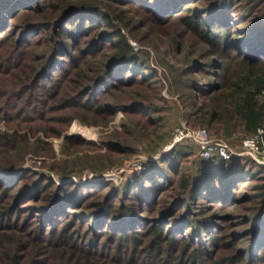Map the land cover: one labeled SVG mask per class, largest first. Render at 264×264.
Segmentation results:
<instances>
[{
	"label": "rangeland",
	"instance_id": "1",
	"mask_svg": "<svg viewBox=\"0 0 264 264\" xmlns=\"http://www.w3.org/2000/svg\"><path fill=\"white\" fill-rule=\"evenodd\" d=\"M261 1L233 0L224 9L219 5L225 0H180L162 17L145 8L151 2L144 7L145 2L115 0H24L11 9L0 26V232L5 236L0 264H216L233 256V264H264V240L255 247L251 231L260 212L252 196L263 181L236 182L227 196L214 200L184 195L183 204L179 177L192 173L200 157L188 139L171 145L175 129L185 125L239 152L250 126L264 129V51L251 54L261 43L243 30L260 14ZM79 2L119 12L114 24L139 53L143 70H108L114 49L99 23L72 38H58L77 57V68L64 55L59 58L65 64L53 77L41 72L56 33L79 17L65 18L61 10ZM187 15L208 32L213 29L212 40L187 31L180 20ZM100 77L104 85L86 88ZM51 83L55 95H48ZM72 98L76 106H67ZM178 147L190 154L180 163L162 164ZM232 158L253 174L250 157ZM153 164L163 169L156 179L160 186L132 199L130 182ZM61 189L77 199L42 220V209ZM7 206L11 214L3 218ZM102 208H110L108 219L96 221ZM128 213L134 222L117 220ZM182 216L194 226L179 227ZM159 224L165 235H175L173 247L151 245L150 228ZM53 233L66 236L70 245L53 242ZM41 234L47 241L38 238ZM118 235L125 236L122 243ZM211 236L216 246L207 240ZM201 243L205 255L191 262Z\"/></svg>",
	"mask_w": 264,
	"mask_h": 264
},
{
	"label": "trees",
	"instance_id": "2",
	"mask_svg": "<svg viewBox=\"0 0 264 264\" xmlns=\"http://www.w3.org/2000/svg\"><path fill=\"white\" fill-rule=\"evenodd\" d=\"M23 1L24 0H0V26L5 23L6 19H9L8 16L10 14L9 12L11 11V9L14 7L15 8L19 7V5H21L20 3H23ZM123 1L129 4L130 3L131 4L132 3H137V4L143 3L144 4L145 2L144 0H115L116 3H119V2L121 3ZM178 1L180 0H148L147 2H145L144 7L146 3L149 4L151 2L150 3L151 5H148V7H145V8L147 9L154 8L156 10V15H158V17H162L166 11L175 8L174 6L178 4L177 3ZM229 3H233V0H225L224 4H221L219 6L225 9V5ZM77 5L79 6L77 7L75 5L68 4L66 8H63L61 10L62 12L61 16H65V18L67 16H71V13L73 15L74 13H76V15H78L79 17L73 18L71 21H69L68 26H65V27L62 26V28H60L59 31L56 33L55 39L54 41H52V43H54V46H53V51L51 55L49 56L50 59L49 61L47 60L46 64L43 66L42 71H41L43 74H46V73L55 74V72H53L54 69H56L58 65L65 64L64 62L60 61V58H59L60 56H64V55L67 56L71 65L75 64L76 62V65H77L76 68H77L79 65V62H77V57L72 56L70 53H68L69 51H67L68 50L67 45L64 42L58 40V38H65V37L72 38L74 35L78 33L79 34L82 33L81 31H83L84 29L86 30L88 27L96 29L97 28L96 24H99V23L105 26L106 29L108 30L107 31L109 35L108 40L111 42L113 49H114V52L111 55L112 58L108 64V70L113 68L114 66H115L114 67L115 69H117L118 67V70H123L127 68L133 69V70H139V71L143 70V66L142 64H140L141 62L139 60L140 56H138L139 53L137 51H133L128 41H126V37L122 33L121 28L114 24V20L117 18V14H119V12H117V14L114 15L113 13H116V10H112L113 12L108 9L100 10V8L97 6L84 5V4H80V2ZM260 6H262V10H259L260 14L257 13L259 11L255 12V14L257 13V15L253 17L252 19H250V22H248L246 27H244L245 29H243L244 34L247 38L253 39V42L255 40L261 43L260 44L261 46L257 44L258 42L256 43L258 45V48L257 49L254 48V50L251 51L252 52L251 54L253 55H256L254 53L258 51L259 52L261 50L264 51V0L261 1ZM85 13L87 14L86 15L87 17L85 16L86 18L84 19L83 17L82 19L81 15ZM87 18L89 19V21H86L88 20ZM84 20L86 21V23H84ZM180 20L184 28L187 31H189L191 34H193L194 36L197 35L199 38L203 39L204 41L212 40L211 35H213V29L210 30V32H208L203 27V23L199 19H196L195 17L193 18L187 15V16L181 17ZM32 28L37 29L36 26L35 27L33 26ZM1 32L2 31H0V33ZM258 33H260L261 35L259 34V36H257ZM254 44L255 43L252 44V47H254ZM212 45L214 44L212 43ZM54 74H52V77ZM76 75L79 78L83 76V74L81 73H76ZM52 77L50 78L52 79ZM101 77L95 79L94 81L91 82L92 83L91 85H88L87 87L86 86L85 87L89 90L90 89L89 87L92 86L93 84L104 85V83L106 82V79L104 78L103 80V78ZM112 77L114 76H111V78ZM75 84H78L77 86L82 87V85H80L78 81H75ZM54 87H55V84H52L51 87L49 88V92L47 91L48 95L49 94L55 95ZM72 99H69L65 101L64 103H66L67 106H72V107L76 106L74 104L75 98L73 100ZM81 104L83 108H89V107L92 108L90 103L82 102ZM93 109L92 110L94 112H101V113L104 112L102 108H99V109L93 108ZM256 127L250 126V134L255 131ZM189 154H190V151L189 153H187L184 149L182 150L181 148L178 147V148H175L169 154L168 158L162 159L161 163L162 164L166 163V160L168 161L169 159L179 162L180 160H182L184 157L188 156ZM249 161H250V164L253 165L252 168L255 169L253 172L254 175L249 174L247 170L249 166L246 167L245 166L246 164L245 165L241 164L242 160L238 158H231L229 161H224L217 157H214L211 159L199 158L197 163H195L194 165L192 173L187 174L185 172L183 175H181V177H179L180 181L178 183V189H179L180 195L182 196L181 198H184L182 200L183 204L186 200L184 195L188 199L193 200V201H196L200 198L214 200L218 196L219 197H222L224 195L227 196L229 194L228 189H230V187H232L236 182L246 181L248 180V178L252 180H255L256 178H260L263 182L255 186L257 194H253L252 196L253 199L256 200V203H258L260 212L255 222L256 225H254L251 229L252 234L254 236L253 243L255 244V247H258V245L260 246L262 244V241L264 240V166L262 165L258 166L255 163H253L251 160ZM172 172H174V170ZM162 175H163L162 167H158L156 164L151 165L147 171L140 172L139 174H137V177H136L137 180L132 181L129 184L131 188L130 197L132 199L137 200L138 198L149 195L151 192V189H153L157 185L160 186V182L156 181V179L162 178L163 177ZM145 182H147V184H145ZM39 187H43V186L40 185ZM61 193H62L61 195L60 194H58L57 196L55 195V197H53V200L48 204V206L42 209V211L44 212V215H42L43 216L42 220L43 219L46 220L47 213L51 214V213H55V211H59L63 203L74 201L78 197V195L75 193L68 194V191L66 189H61ZM48 200L50 201V197H48ZM109 209L110 208L108 209L102 208L101 213H99L95 217L96 221H102V219H108V214L110 212ZM11 210H12V206L5 207L1 212L2 215L4 214L3 218H7V216L11 214ZM117 220L121 223H124V222H131V221L134 222L136 219L133 218L132 213L130 214L128 213L127 217H124V214L118 215ZM5 223L9 228L15 227L14 223L12 224L7 223V222ZM202 223L203 225L206 224V223L204 224V222ZM176 224H179V227L182 226L183 228L194 226L192 219L189 218L188 216H182V219L178 220V223ZM195 227H196V230H198V226L196 225ZM150 229H151V232H153V235L151 238V245L154 246V248L158 247L160 243H163V242H167L168 248H171L177 242L174 234H170L169 236L165 235V232H164L165 228L162 224L154 225ZM3 237L5 238L4 234L0 232V242L2 241V239H4ZM38 238L47 241L45 237H42V234ZM124 238H125L124 235L117 236V240L121 243L124 240ZM207 238H208L207 240H209V242L213 246H216L217 244L216 237L211 236ZM50 239L53 242H56L57 244L62 245V246L70 245L68 238L64 235H60V234L55 235L53 233ZM187 244H188V239H186L183 243L184 249ZM71 245L72 247H75V243L71 242ZM203 245L204 243H201V246H198L195 248L196 254L190 256L191 262L197 261L196 260L197 256L202 257L203 255H205V249L203 248L204 247ZM14 258L15 257H13L12 259L15 260ZM234 258H235L234 256L225 257L224 259L222 258V260L219 259V261H217L216 264H220V263L221 264H233L235 262Z\"/></svg>",
	"mask_w": 264,
	"mask_h": 264
},
{
	"label": "built area",
	"instance_id": "3",
	"mask_svg": "<svg viewBox=\"0 0 264 264\" xmlns=\"http://www.w3.org/2000/svg\"><path fill=\"white\" fill-rule=\"evenodd\" d=\"M171 145L179 143L184 139L190 140L198 148L199 157L211 159L214 157L224 161H229L233 156H248L258 166H264V129L255 128V131L240 142L239 152L232 150L224 142L211 138L206 131L201 128L192 129L185 125L178 127L174 131Z\"/></svg>",
	"mask_w": 264,
	"mask_h": 264
},
{
	"label": "bare ground",
	"instance_id": "4",
	"mask_svg": "<svg viewBox=\"0 0 264 264\" xmlns=\"http://www.w3.org/2000/svg\"><path fill=\"white\" fill-rule=\"evenodd\" d=\"M88 132H90V131H88ZM88 132H87V134H88ZM80 135H82V134H85V133H81V132H78ZM89 134H91V132L89 133ZM88 134V135H89ZM86 135V134H85Z\"/></svg>",
	"mask_w": 264,
	"mask_h": 264
}]
</instances>
